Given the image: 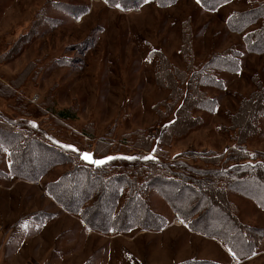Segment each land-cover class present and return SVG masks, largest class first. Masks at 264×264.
Wrapping results in <instances>:
<instances>
[{"label":"rangeland","instance_id":"rangeland-1","mask_svg":"<svg viewBox=\"0 0 264 264\" xmlns=\"http://www.w3.org/2000/svg\"><path fill=\"white\" fill-rule=\"evenodd\" d=\"M252 4L253 0H229L208 11L197 0H176L168 6L146 1L130 9L107 0H0V83L12 93L7 99L0 98V115L38 125L55 142L79 153L98 151V144H108L105 151L115 156L130 157L138 152L155 157L143 153L154 150L132 145L139 134L126 137L141 129L153 138V146L159 151H155L156 157L167 162L204 167L203 158L214 155L220 156L223 167H228L231 162L225 161L226 157L232 150L239 151L241 145L247 152H240L255 158L260 150L264 152V116L259 119L260 132L240 145L232 140V133L221 129L230 124L229 115L236 111L241 96L254 91L253 77L264 85V53L248 51L244 37L259 21L237 32L230 31L226 24L231 14L249 9ZM186 21L191 29L187 55L181 49L182 24ZM228 48L237 53L238 68L215 70L221 79L219 87H199L214 99L212 108L191 111L201 118L200 124L177 123L176 105H161L157 112V104L169 95V89L156 83L158 53L167 58L172 70L176 69L171 73L182 78L189 74L188 64L200 68L211 55ZM176 84L187 90L186 82L177 80ZM48 105L54 110L70 109L73 116H55L46 109ZM244 116L245 110L242 120ZM174 123L178 134H184L168 136V131L164 132L166 125ZM68 168L66 163L55 165L33 181L12 175L9 158L3 155L0 264H156L149 260L162 262L160 259L171 253L168 250L175 253L185 241L175 228L163 232L157 240L152 239L153 233L134 238L139 231L149 230L138 226L118 233L90 229L45 189ZM16 178L35 184L19 182L13 186ZM159 189L148 193L150 208L165 216L166 225L172 214L184 224ZM230 198L239 205L241 222L264 229V213L256 211L259 206L255 202L233 194ZM10 214L14 215L12 221H8ZM142 239V252L147 254L133 255ZM237 244L242 255H234L225 247L232 256L230 264H264V255L243 262L250 246L244 247L240 241ZM263 248L264 241L257 252ZM156 249L162 250L155 253ZM210 252L223 258L219 249ZM30 256L38 261H30ZM25 257L29 261L24 263Z\"/></svg>","mask_w":264,"mask_h":264},{"label":"trees","instance_id":"trees-1","mask_svg":"<svg viewBox=\"0 0 264 264\" xmlns=\"http://www.w3.org/2000/svg\"><path fill=\"white\" fill-rule=\"evenodd\" d=\"M111 4H120L125 9L137 7L146 1L159 6H168L176 0H107ZM229 0H200V5L214 11L220 4ZM259 21V25L246 32V48L250 52L264 53V1L253 0L249 9L234 12L226 24L230 31H243ZM191 29L189 22L182 24L183 54L190 53ZM159 62L155 73L156 83L169 89V95L161 105H176L177 123L200 124L201 118L192 115L193 109L212 108L214 99L199 87L204 85L221 86V79L215 70H237V53L226 49L211 55L205 64L195 68L188 64V76L178 77L171 72L167 58L158 53ZM165 71V72H164ZM254 78V91L248 96H241L236 111L229 115L230 124L221 127L232 133V140L237 145L246 142L260 131L259 119L264 116V85L258 77ZM165 81V84L161 83ZM177 80L186 82L187 90L177 87ZM0 98L7 99L12 94L6 85L0 83ZM192 92V93H191ZM156 106V105H155ZM51 114L63 119L70 118V109L54 110L48 105ZM184 109L185 117H183ZM185 110V111H186ZM245 110L244 120L241 119ZM212 111V110H210ZM189 120V121H188ZM168 124L164 132L169 135H182ZM193 127L192 125L189 126ZM139 134V140L132 145L146 150L158 151L153 138L144 130H137L126 137ZM167 144L166 141H160ZM111 144V143H110ZM98 144V151H92L96 157L113 155L114 158L102 166L93 167L79 159V152L65 148L55 142L38 125L16 122L0 115V162L4 154L9 158L12 175L37 181L49 168L66 163L69 168L56 180L45 185L46 191L67 211L78 215L84 224L92 230L103 233L121 232L138 226L142 229L159 230L165 225V218L155 213L149 205L148 193L153 188L159 189L164 199L192 231L219 239L234 255H242L237 242L249 247L245 256L257 253L264 241V229L254 228L238 218L237 206L228 198V192L238 193L256 203L264 210V152L249 159L240 151L232 150L225 161L231 165L223 167L220 156L203 158L204 167H195L180 161L167 162L162 158L145 159L137 154L126 157L115 156L105 151L108 144ZM223 159V160H224ZM222 160V162H223ZM250 160V161H249ZM114 169H119L114 171ZM1 174V169H0ZM179 264H219L206 260H185Z\"/></svg>","mask_w":264,"mask_h":264},{"label":"crops","instance_id":"crops-1","mask_svg":"<svg viewBox=\"0 0 264 264\" xmlns=\"http://www.w3.org/2000/svg\"><path fill=\"white\" fill-rule=\"evenodd\" d=\"M162 149H163V147H162ZM4 171H5V169H4ZM5 172H8V171L6 170ZM19 182H24L26 184H31V185L35 184L34 182H31V181H26V180L21 179V178H16V179H13V186H15V184H17ZM37 193H38V191H35L34 195L36 196ZM230 194H233V195L240 196V197H243L245 199H248V198H246V197H244V196H242V195H240L238 193H234V192H230L229 193L228 192V198L232 202H234V201L230 198ZM248 200L251 201L253 204H255L254 201H252L250 199H248ZM234 203L237 205V207L239 209V215H240L241 210L239 208V205L236 202H234ZM255 208H256V211L264 213V210H262L261 208H259L257 206ZM10 215H12V214H10ZM13 217H14V215H12L8 219V221H12ZM167 221H168L167 225L161 230H158V231L141 230V231H139L138 233H136L134 235V238H135L136 236L140 237V235H143V234L149 235V234L153 233L155 235H151L152 239L156 238V240H157L158 237L160 236V234H162L163 232H165L167 230H170L171 228H175L176 229V230H174L175 232H179L182 236H184L185 241L182 242V244L180 245L179 249L175 253H173L172 251H169L167 249L168 252H171V253H166L164 258L160 259V260H162V262H160V261H151V260H149V262L156 263V264H159V263H161V264H179V263H181V262H183L185 260H189V259H191V260L205 259V260L215 261V262L220 263V264H230L233 261V260H231L232 256L228 253L227 249L220 242H218L216 239L211 238V237H206V236H203V235H201V234H199L197 232H193V231L189 230L187 228V226L182 224L179 219H176L173 214L170 216V219H167ZM29 224L31 225V223H29ZM114 236L115 237H113V238H117L116 236H119V234L114 235ZM151 236H149V238H151ZM138 239L139 238L134 239L133 242L137 241ZM141 241H143V239L138 241L137 247H134V248H137V251L136 252L134 251L133 255H142L143 253H144V255L147 254V252L146 253L142 252V249L144 247L142 246V244H140ZM158 242H160V240H158ZM159 245H161V244H159ZM161 246H163V245H161ZM132 247H133V244H132ZM167 247H169V246L167 245ZM169 248H171V247H169ZM214 248L219 249L220 251H222L223 258L221 260L218 257H215L213 255V253L210 252L211 250H214ZM161 250L159 251L158 249H156L154 252L155 253H160ZM130 251H131V249L129 250V252ZM80 254H81V252L79 250L77 252V257L78 258H80ZM263 255H264V248L261 251L257 252L256 254L252 255L251 257L244 258L245 260H243V262H249L251 260H255L257 258H260ZM32 259H33V257L30 256V261ZM144 259H146V258L143 256L142 257V263H144L143 262ZM33 260L34 261H38V259H36V260L33 259ZM28 261L29 260H28L27 257L22 258V262L25 263V262H28ZM67 261L68 260H66V262Z\"/></svg>","mask_w":264,"mask_h":264},{"label":"water","instance_id":"water-1","mask_svg":"<svg viewBox=\"0 0 264 264\" xmlns=\"http://www.w3.org/2000/svg\"><path fill=\"white\" fill-rule=\"evenodd\" d=\"M84 153H88V154H90L91 155V158H92V161H105L104 163H102V164H96V163H93V162H91V161H89V160H85V159H83L82 158V154H84ZM109 158H114V156L113 155H107V156H103V157H96V156H94L93 154H92V152H90V151H87V150H82L80 153H79V159L82 161V162H84V163H86V164H89V165H92L93 167H98V166H102V165H104V164H106V163H109L112 159H109Z\"/></svg>","mask_w":264,"mask_h":264},{"label":"snow or ice","instance_id":"snow-or-ice-1","mask_svg":"<svg viewBox=\"0 0 264 264\" xmlns=\"http://www.w3.org/2000/svg\"><path fill=\"white\" fill-rule=\"evenodd\" d=\"M197 3H200V0H197ZM116 6L119 7V4H117ZM73 150L75 151L76 149H73ZM82 158L85 160H89V161L96 163V164H102L105 162V161H92L91 155L88 153L82 154ZM149 158H151V157H145V159H149ZM109 159H112V158H109Z\"/></svg>","mask_w":264,"mask_h":264},{"label":"built area","instance_id":"built-area-1","mask_svg":"<svg viewBox=\"0 0 264 264\" xmlns=\"http://www.w3.org/2000/svg\"><path fill=\"white\" fill-rule=\"evenodd\" d=\"M85 138H86V137H85ZM237 149H238L239 151H242V152H247V149H246L243 145L238 146ZM87 151H90V150H87ZM143 153L146 154V155L155 156V157H153V158H157V157H158L155 151H143ZM156 156H157V157H156Z\"/></svg>","mask_w":264,"mask_h":264}]
</instances>
